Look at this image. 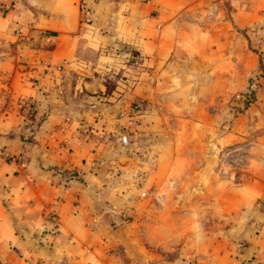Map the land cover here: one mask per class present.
Wrapping results in <instances>:
<instances>
[{
	"label": "crops",
	"instance_id": "1",
	"mask_svg": "<svg viewBox=\"0 0 264 264\" xmlns=\"http://www.w3.org/2000/svg\"><path fill=\"white\" fill-rule=\"evenodd\" d=\"M260 62L264 0H0V264H264ZM181 187L217 223L174 243Z\"/></svg>",
	"mask_w": 264,
	"mask_h": 264
},
{
	"label": "rangeland",
	"instance_id": "2",
	"mask_svg": "<svg viewBox=\"0 0 264 264\" xmlns=\"http://www.w3.org/2000/svg\"><path fill=\"white\" fill-rule=\"evenodd\" d=\"M254 75L252 76L255 78L256 81H261L264 80V64L262 62L259 63V66L253 73ZM258 84V83H257ZM252 94V91H248L244 94H240L239 96L235 97V111L238 110V112H242V110L245 108L243 106V99L246 94ZM253 98V96H252ZM253 100V99H252ZM138 101L140 103V108L137 110L132 109V103L130 105V110H129V117L133 119V121L138 122L140 116L142 113L146 111V104H144L143 101L140 99H136L133 102ZM248 105V104H247ZM242 125V122L240 126ZM244 127V126H241ZM134 144V149H135V155L139 157L140 159L143 158L148 163L153 162V156H155V153L152 151H148L146 156H143V149L140 146V143L138 141H132ZM245 148L247 149V141H241L239 142V148L235 150L229 149V146L224 148V152L222 155L218 156L220 157V161L223 163L221 169L217 172V170L213 172L208 173L209 179H219L221 180V176L224 177L225 180H240L241 177H243V173L241 168H245V163L247 162L246 158V152ZM227 149H229L227 151ZM148 153H151L148 155ZM209 165L211 164V159L207 158ZM220 163V162H219ZM229 167V168H228ZM233 168V170H231ZM239 169V170H238ZM233 171V172H232ZM181 183V182H180ZM185 183V182H183ZM204 189H201L199 187L195 188H175L173 192H175V199H176V204H172L171 207L174 209L173 211L175 212V219L174 223H176V233H175V242L176 243L179 239H181L185 233L188 232H193V231H198L199 229H203L206 231H209L210 229H213L215 227L217 220L216 216L212 214L211 207H214L213 204L207 203L205 201H208L211 199V193H215V189L208 188L206 189V200H205V191ZM212 190V192H211ZM203 191V192H202ZM202 192V193H201ZM202 194V197L200 195ZM188 196L191 197L190 202H188ZM164 207H167V204L164 205ZM127 214L121 213L119 216V219H113L109 223L111 226V229L118 228L120 226H123L125 224H128L129 217L126 216ZM219 222V221H218ZM171 223V222H170ZM168 222L165 223L167 225ZM167 227V226H166ZM167 238V237H165ZM134 242H132L133 244ZM135 247L133 245V250L129 254L131 259L135 261V254L136 251L134 250Z\"/></svg>",
	"mask_w": 264,
	"mask_h": 264
},
{
	"label": "built area",
	"instance_id": "3",
	"mask_svg": "<svg viewBox=\"0 0 264 264\" xmlns=\"http://www.w3.org/2000/svg\"><path fill=\"white\" fill-rule=\"evenodd\" d=\"M132 104H133L132 109L137 110L140 108V103L138 101H135ZM0 157L6 159L7 161H17L18 160L16 155H11L7 151H5L1 148H0Z\"/></svg>",
	"mask_w": 264,
	"mask_h": 264
},
{
	"label": "trees",
	"instance_id": "4",
	"mask_svg": "<svg viewBox=\"0 0 264 264\" xmlns=\"http://www.w3.org/2000/svg\"><path fill=\"white\" fill-rule=\"evenodd\" d=\"M247 96L244 97L243 99V106H246L249 104V102L252 100V94H246Z\"/></svg>",
	"mask_w": 264,
	"mask_h": 264
},
{
	"label": "water",
	"instance_id": "5",
	"mask_svg": "<svg viewBox=\"0 0 264 264\" xmlns=\"http://www.w3.org/2000/svg\"><path fill=\"white\" fill-rule=\"evenodd\" d=\"M126 225V224H125ZM121 227V226H120ZM120 227H118V228H114V229H116V230H118Z\"/></svg>",
	"mask_w": 264,
	"mask_h": 264
}]
</instances>
